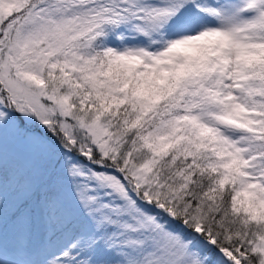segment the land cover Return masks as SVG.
<instances>
[{"label":"snow or ice","instance_id":"1","mask_svg":"<svg viewBox=\"0 0 264 264\" xmlns=\"http://www.w3.org/2000/svg\"><path fill=\"white\" fill-rule=\"evenodd\" d=\"M0 264H264V0H0Z\"/></svg>","mask_w":264,"mask_h":264}]
</instances>
